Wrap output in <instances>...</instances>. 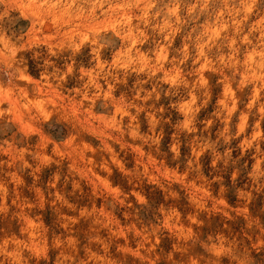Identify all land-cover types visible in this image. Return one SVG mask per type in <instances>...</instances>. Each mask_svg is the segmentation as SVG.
<instances>
[{
  "label": "clouds",
  "instance_id": "clouds-1",
  "mask_svg": "<svg viewBox=\"0 0 264 264\" xmlns=\"http://www.w3.org/2000/svg\"><path fill=\"white\" fill-rule=\"evenodd\" d=\"M0 264H264V0H0Z\"/></svg>",
  "mask_w": 264,
  "mask_h": 264
}]
</instances>
